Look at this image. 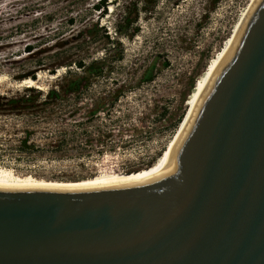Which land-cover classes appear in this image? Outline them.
Wrapping results in <instances>:
<instances>
[{
  "label": "rangeland",
  "instance_id": "374dc122",
  "mask_svg": "<svg viewBox=\"0 0 264 264\" xmlns=\"http://www.w3.org/2000/svg\"><path fill=\"white\" fill-rule=\"evenodd\" d=\"M128 1L0 0V169L21 180L82 183L156 167L256 0H133L137 30L117 36L123 55L111 72L90 77L78 94L44 102L69 67L78 70L66 62L103 55L101 31L90 39L84 30L97 21L116 36ZM153 60L154 78L141 80ZM31 74L41 76L40 87L20 84ZM37 90L42 97L28 106L6 103L5 96ZM95 102L106 109L90 114Z\"/></svg>",
  "mask_w": 264,
  "mask_h": 264
},
{
  "label": "water",
  "instance_id": "95a60500",
  "mask_svg": "<svg viewBox=\"0 0 264 264\" xmlns=\"http://www.w3.org/2000/svg\"><path fill=\"white\" fill-rule=\"evenodd\" d=\"M215 74L158 175L0 183V264H264V0Z\"/></svg>",
  "mask_w": 264,
  "mask_h": 264
},
{
  "label": "trees",
  "instance_id": "16d2710c",
  "mask_svg": "<svg viewBox=\"0 0 264 264\" xmlns=\"http://www.w3.org/2000/svg\"><path fill=\"white\" fill-rule=\"evenodd\" d=\"M99 4L96 6H100L105 4L107 0H98ZM155 0H140L142 5H146L148 3L154 2ZM103 9H105L103 7ZM138 17V9L136 7V1L129 0L122 9V14L120 18H118L117 23L114 27V32L116 36H112L110 31L107 30L103 25H99V23L92 22L85 30L84 34L93 39L97 32L101 31V35L105 39L104 51L103 55L100 57H92L89 60H86L84 56H78L77 58L70 59L69 62H66L65 65H74L78 68V70H72V67H69L66 71V77L64 78L63 83L60 86V89L50 88L47 90L46 94L43 96V101L47 102L52 99H56L61 96L62 93H80L87 86L89 78L92 76H101L102 74H106L111 72L113 68V59L120 60L123 55L122 47H119V40L117 36L127 35L131 36L136 30L137 26L134 23L137 21ZM113 42L114 49L110 50V45L107 43ZM29 47V46H28ZM167 64V61H164L162 65ZM155 65L156 61L153 60L150 64L144 69L142 72L141 80L143 81H151L155 75ZM51 72H54V68L50 69ZM31 77L36 80L34 74H31ZM34 90V88H26ZM61 90V92H59ZM41 90H37L36 93H25L17 96H8L6 98V103L9 104V107H24L33 103V101L38 100L42 97ZM120 95L119 90L114 92L111 101L114 99H118ZM106 106L101 104V102H95L94 106L89 109L90 114L96 113L98 110H105ZM180 120V118H179ZM24 144H26L25 138L22 140Z\"/></svg>",
  "mask_w": 264,
  "mask_h": 264
},
{
  "label": "bare ground",
  "instance_id": "6f19581e",
  "mask_svg": "<svg viewBox=\"0 0 264 264\" xmlns=\"http://www.w3.org/2000/svg\"><path fill=\"white\" fill-rule=\"evenodd\" d=\"M248 14L245 16V18H244L242 24L240 25L238 31L236 32V34L229 41L226 49L224 50L222 55L219 57L217 65L215 66L214 70L212 71L210 77L208 78L205 85L203 86V88L201 89L199 94L197 95L195 103H194L193 107L190 109L189 114H188L187 118L185 119V121L182 125L180 134L183 133L184 127L187 124L188 120H190V118L192 117L194 110L196 109L197 105L199 104L202 95L210 86V84L214 78V75H216L215 73L220 68V65L222 64L224 57H226V52H227L228 48L231 46L234 38L238 35L242 25L244 24L246 18L248 17ZM40 79H41V76H39L38 80L37 79L35 80L33 78H26V79L22 80L20 84L26 85V86H32L33 85V86L40 87L38 85V81ZM179 137H180V135H179ZM179 137H178L177 141L175 142V144L173 145V147L171 148V150L166 153V156L164 157L163 161L161 163H159L156 167H154L148 171H145V172H139V173L132 174V175H125V176H122V177H119L116 179H112L110 181L87 180V181H84L82 183H39L33 179L21 180L18 178H14L9 172L0 169V183L14 184V185H17L20 187L64 188V189H66V188H88V187H98V186H107V185H115V184H125V183H133V182H138V181L150 179V178L158 175L161 171H163L165 168H167L170 165V161L172 158V152L174 150V147L176 146V143L180 139Z\"/></svg>",
  "mask_w": 264,
  "mask_h": 264
}]
</instances>
